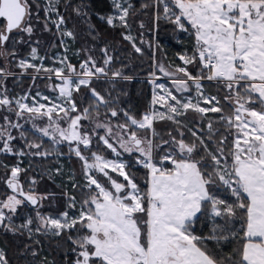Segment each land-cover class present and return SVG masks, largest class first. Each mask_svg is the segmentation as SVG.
I'll use <instances>...</instances> for the list:
<instances>
[{
  "label": "snow or ice",
  "instance_id": "6c2138e0",
  "mask_svg": "<svg viewBox=\"0 0 264 264\" xmlns=\"http://www.w3.org/2000/svg\"><path fill=\"white\" fill-rule=\"evenodd\" d=\"M58 4L59 0H46L45 30L50 31L48 26L51 24L59 32L65 24ZM153 4L157 8L162 5L164 17L172 19L181 29L187 31V22L194 30L196 46L192 55L179 58L184 65L199 61L200 74L193 75L187 67L180 66L175 71H165L163 66L160 70L174 77L172 84L176 93L191 92L194 86L195 103L191 95L178 98L173 89L157 84L153 73L152 103L164 106L166 113L152 111L138 120L125 112L127 122L116 125L118 132H113L110 123H96L90 134L89 130H82L81 124L82 120L91 118L89 108L81 111L73 93H78L82 86L89 87L96 103L108 107L110 102L91 88L93 78L108 75L107 66L113 59L108 55V49L102 50L106 57L103 66H97L96 60L89 56L80 65L79 72L66 56L59 58V68H44L42 63L37 66L20 60L21 68L51 73L59 79L60 83L55 87L61 103L51 102V106L34 103L30 106L22 102L28 99L26 96L13 101L5 95L0 98V107L10 109L15 103L17 117H23L25 113L32 119L46 116L50 123L47 127L33 124L36 131L51 137L56 144L75 142L70 151H74L83 162L87 195L80 202L77 215H70L65 210L53 217L36 211L35 227L31 217L17 227L11 221L20 206L26 203L39 206L47 199L46 195L36 193L31 187L25 191L20 174L26 169L17 165L11 168L6 180L13 194L0 200V226L13 232L27 229L29 236L36 233L60 236L75 230L77 237L73 243L79 251L72 249L77 253L74 264H264V0H153ZM113 6L118 15L103 19L109 25H114L118 19L127 27L131 4L125 6V0H113ZM76 11L79 13V9ZM31 16L32 6L28 0H0V18L5 21L0 26V55L4 54L3 46L14 30L32 34L33 27L27 22ZM61 35L73 37V32L64 31ZM126 39L133 38L129 35ZM135 51L139 53L142 49L135 47ZM10 54L15 55L14 52ZM36 54L37 49L33 47L32 57ZM4 71L0 68V73ZM112 76L121 77L122 73L117 70ZM203 80L222 82L229 90L232 95L225 99L235 104L231 115L223 114L215 96L204 95ZM44 99L48 100V97ZM201 101L209 107H202ZM189 110L202 118L209 112L222 113L216 123H221L228 135L221 133L220 128H214V122L209 120L207 136L193 132L196 139L191 143L182 138L183 132L179 133L180 139L171 133L170 140L159 137L153 127L154 120L168 119L179 125L178 117ZM109 111L111 117L119 115L114 108ZM54 112L59 119L68 121L67 128L61 127L59 119H53ZM60 113H63L62 117ZM4 120L11 128L22 127L20 123H12L7 116ZM95 129H104L106 135L98 136ZM144 129L148 130L147 135L137 134L138 130ZM93 135H97L98 141L115 154V159L97 152L85 155L81 151L82 147H92ZM217 135L219 138L214 139ZM229 135L232 137L230 144ZM15 139L7 128L0 126V152L14 153L11 141ZM210 143L215 147L210 149ZM27 147L40 149L41 144L28 143ZM158 151L164 154L157 155ZM123 153L139 154L135 157V164L147 170L143 188L125 170L127 162L120 159ZM14 154L27 155L23 150ZM31 154L47 157L50 153L36 151ZM166 162L172 166H166ZM120 177L123 182L119 181ZM217 181L228 186L236 197L235 205L210 192V187ZM35 183V179L30 182ZM73 187L77 185L73 184ZM65 195L68 208L75 209L76 198ZM209 206L215 216L231 217L237 215V209L243 211V243L233 256L210 253L203 245L205 238L191 231L197 214ZM0 264H8L3 250H0Z\"/></svg>",
  "mask_w": 264,
  "mask_h": 264
},
{
  "label": "trees",
  "instance_id": "16d2710c",
  "mask_svg": "<svg viewBox=\"0 0 264 264\" xmlns=\"http://www.w3.org/2000/svg\"><path fill=\"white\" fill-rule=\"evenodd\" d=\"M131 4L130 15L128 17V26L122 24L109 25L104 17L109 16L113 10V0H63L60 9L65 18L68 28L73 32L74 46L80 49L82 56L87 57L88 53L97 61V66H103V61L106 58L103 49H108V55L113 57L111 63L107 66L110 74L117 70L121 71L124 78H94L91 82V88H95L101 93L110 103L106 108L104 105L96 104L90 88L82 86L80 91L73 93V98L76 100L78 108L82 111L84 108H89L90 111H98L110 119H116L120 124L127 122L124 113L140 119L144 113L148 112L151 104V84L146 79L153 74L155 70L156 54H163V57L168 63L180 66L183 62L179 55H192L195 46L194 31L187 25V31L180 30L172 19L158 18L155 25L154 16L157 12L159 15L163 12L162 5L156 7L153 0H129ZM143 5H148L147 8ZM79 9V13L76 11ZM143 25V27L141 26ZM134 36V42L126 39L125 34L128 31ZM26 38L25 33L13 35L12 43L7 47L10 51L19 52L18 56L22 57L30 52L28 43L22 42L21 39ZM157 45L155 54L154 43ZM140 47L141 52H136L135 47ZM87 51H89L87 53ZM16 62L12 63L16 71L21 70L16 67ZM76 70L79 68V62H74ZM3 62L0 60V68L3 67ZM192 72H196L201 67L199 61L195 64L188 65ZM4 79L2 76L0 80ZM8 94L24 93L26 90H32L33 84L42 83L38 78L23 77L4 79ZM206 89L210 93L217 95L219 104L217 106L223 109V114L231 115L234 109L233 105L226 100L225 97L232 95L227 90L223 83H207ZM243 94V93H242ZM90 105H94L90 107ZM110 108L117 110L119 115L111 117ZM222 113L209 112L203 118L200 114L189 110L185 115L178 117L180 124L177 125L172 120L163 119L155 120L154 128L159 134V137L164 140H170L171 136L180 139V132H183V139L191 143L196 138L192 135L196 132L197 135L207 136V124L209 120L213 121L214 128H220L221 133L228 135L219 121ZM5 113L0 110V126L4 127ZM24 143L21 146L24 150L27 149L28 143H40V151H47L50 154L47 157L30 156L27 153L26 162L23 169L26 171L20 174V180L25 183L26 189L30 187L38 194L47 196L45 204L40 207L25 204L20 206L19 210L12 215L11 223L15 226L24 224L31 217L33 223H36V211L41 210L44 215L58 216L68 208V195L74 196L79 202L87 195L84 188L86 184L84 177L83 162L74 154H70L63 147L62 152L68 154L66 161L69 169L72 172L73 182L69 188L64 180H61L51 171V168L57 167L58 159L52 154L55 149L49 140L44 139L39 134L31 129L25 128ZM219 135L214 139H218ZM232 140L231 135L228 137V143ZM158 142V141H157ZM198 142V141H197ZM167 149V146H164ZM215 145L210 143L209 148H214ZM28 152V149L26 150ZM163 151H158L157 155H163ZM15 155L0 153V175L3 171L9 172L11 168L18 164ZM127 171L136 178V182L143 188L146 169L134 163L127 166ZM34 178L36 183L30 184ZM73 184L77 187H73ZM0 197L6 192V188L0 186ZM210 192L218 199L225 200L227 203L235 205L236 197L233 196L228 186L222 182L210 187ZM77 202V204H78ZM243 211L237 209L236 216H215L212 214L211 207H206L197 215L192 224L191 231L194 235L204 237L203 245L210 250V253L217 256H233L234 252L243 243V228L244 224ZM86 234V233H81ZM234 234V235H233ZM221 237L220 239H209L211 236ZM69 236L72 239H69ZM77 233L75 230L54 236L50 233H36L29 236L27 229L20 231H8L4 226H0V248L4 251L8 264H74L76 252L72 251L77 246L73 243ZM226 237V238H224ZM77 251L79 249L77 248ZM35 252V255L32 253Z\"/></svg>",
  "mask_w": 264,
  "mask_h": 264
},
{
  "label": "rangeland",
  "instance_id": "374dc122",
  "mask_svg": "<svg viewBox=\"0 0 264 264\" xmlns=\"http://www.w3.org/2000/svg\"><path fill=\"white\" fill-rule=\"evenodd\" d=\"M62 1L63 0H59V4H58L59 9H60V5L62 4ZM28 2L32 6V16H31V19L28 20L27 22L31 23V25L33 27V32L31 35L25 33L26 38L21 39V40L24 43H28V42L30 43L28 45L30 52L27 55L22 56V57L18 56L20 54L19 52L13 51L15 53V55L10 54L13 52L10 51L7 46L10 43H12L13 35L24 33V32H18V31L14 30L10 34L9 41L6 42L5 45L3 46L4 54L0 55V60H1V62H3V65H4L1 68H3L5 70L3 73H0V77L2 76L4 79H9V78L11 79V78H23V77L27 76V77H32V78H38V79H41L43 81H40L42 83H36L38 81L31 83V85L33 84V86H31L32 90H26L24 93L14 94L13 96H11L8 94V91L6 89V85L4 83L5 80L1 79L0 80V98H3V96L6 95L9 99L15 101V100L20 99L21 97L26 96V97H28V99L24 100L22 102L28 103L30 106L34 103L45 104L48 106H51V102H55V103L59 104V103H61V98L59 96L58 89L55 87L57 84L60 83L59 79H57L55 77V75L51 74V73H45L43 71L36 72L35 69H33V68H27V69L21 68L19 66V61L23 59V60L29 61L32 64H36L37 66H39L42 63L44 68H50V67L51 68H59V67H61V64L59 62V58H61V57L66 56L68 62H70L72 65L74 64L75 61L79 62V65H81L84 60L88 59L89 56L92 57V55L90 53H88L89 51H87L88 56L83 57L80 49H78L74 46V38H73L74 36L73 37H67V36L61 35V33L64 31H71L68 28L66 21H65V24L61 27V30L59 32L51 24H49V26H48L51 30L50 31L45 30L44 21H45L46 13H45L44 9L46 6V0H28ZM128 4H130V1L125 0V6H127ZM60 14L63 15L61 9H60ZM116 15H118V10L114 8L113 12L109 16H116ZM157 17L165 18L163 12L161 13V15H159L156 12L155 16H154L155 25L157 23V19H158ZM52 18L53 19L56 18L55 14L52 15ZM104 18H106V17H104ZM4 23H5V21L3 20V18H0V26H3ZM114 24H121V23L117 19L116 21H114ZM187 25H189V24L187 22H185V28L186 29H187ZM178 28L180 30H183L179 26H178ZM129 35L132 36V38H133L130 41L134 42V36L130 30L125 34V37H127ZM33 47H35L37 49L36 57H32V55H31V49ZM154 49H155L154 52L156 54V52H157L156 42L154 43ZM156 56H157V58H156L155 65H154L155 70L153 71V73L160 74L162 77L165 78L162 82H156V83L157 84H164V85H166V87L173 89L174 94H176L178 96V98H180V96L187 98L189 95H191L190 92L189 93L188 92H185V93H176L175 92V85L172 84V79L174 77H170V76L165 75L164 72L160 70V66H163L165 71H175V68L177 66L175 64L168 63L165 60V58L163 57V54H159V55L156 54ZM180 56L181 55H179V57ZM41 57H43L44 59L41 60L40 59ZM14 62H16L15 63L16 67H18L21 70V72H18L15 70V68L12 65V63H14ZM79 71H80V66L77 69V72H79ZM49 76H51V79L48 78ZM150 76H152V75H150ZM123 77L124 76L113 77L112 74H110L108 72V75L106 77H98V78H100V79H107V78L108 79L109 78L118 79V78H123ZM149 77H147L146 79L148 80ZM149 82L151 84V81H149ZM151 89H152L151 90L152 91L151 92L152 97H151L150 109L146 113H150L152 111L160 112V113H166L167 110L164 106H162L160 104L154 105L152 103L153 91H154V85H152V84H151ZM156 91L159 92L160 94H163V92L159 89H156ZM44 97H48V100H45ZM33 98H35V99H33ZM229 102L233 105V107H235V104L232 100H229ZM201 104L203 105V107H209V105L204 104L203 102H201ZM94 105L98 106V105H103V104H97L96 103ZM10 109H12V110H10ZM10 109L8 107H0V110L4 111V113L6 114L5 116H7L8 119L10 121H12V123H20L22 125L21 128L17 129V128L9 127V125L6 121L4 124V128H7L8 131L14 137H16L15 140L11 141V146L14 150V153L19 152L20 150H23L25 153H28V155L35 156V155H32L31 153H34L36 151H40L39 149H35V148L29 149L27 147L28 152H26L27 149L24 150L23 148H21L20 145H22L24 143V140H23L24 136H21V133H24L23 129H25V128L31 129L33 132L39 134L44 139L49 140V142L52 143V147L56 150L55 153L52 154V156H55V158L58 159L57 167L51 168V171L54 174H56L58 178H60L61 180H64V182H66V184L70 188L71 187L70 184L73 182V177H72V172L69 169V167L67 165V161H66L68 154H64L62 152V148L65 147L68 150V152H70V154L75 155L74 151H70V147H74L75 142H73L71 145L69 144V142H66V141L61 142L59 144H56L51 139V137L43 136L41 133L36 131V128L33 127V124H35L37 127H47L48 124L50 123V121L46 116H37L35 119H32V118H30V115L28 113H25L23 117H17L16 111H18V106L15 103H13L10 106ZM90 113H91V118L89 120H82L81 121V124L83 125L82 130L87 129V130H89V132L91 134V132L94 128V125L96 123H110L113 127L114 133L119 131V129L116 127V125H119L120 123H118L116 121V119L115 120L110 119L98 111H96V112L90 111ZM74 114L75 113H73V115ZM59 116L62 117L63 113H60ZM53 119H59V117H57V114L55 112L53 113ZM154 122H155V120H154ZM154 122H153V127H154ZM59 123L61 124V127H64V128L68 127V121L67 120L59 119ZM95 133L98 136L106 135V132L104 129H95ZM137 134L138 135H147L148 130L147 129L138 130ZM97 135H93L92 147L90 149H84L82 147L81 151L85 155H89L90 152H97V153L104 155L108 159H115L116 158L115 154L112 153L110 149H107L106 146L103 145V143L101 141H98ZM0 143H2V142H0ZM0 153H4V154H8V155H15L17 157L16 163H18V164H15L13 167L19 165V167H21L23 169L22 164H24V162H26V156L27 155H18V154H14V153H6V152H0ZM137 155H139V154L138 153H131V154L130 153H123L122 156L120 157V159L123 161H126L127 166H128L129 164H132V163L135 164V157ZM135 165H137V164H135ZM166 166L171 167L172 165L170 162H166ZM57 169H59V171H57ZM125 170L127 171V167ZM97 175H98V178H100L99 174H97ZM112 175L114 176V178H117L115 176V174H112ZM9 176H10V171L9 172L3 171L2 174L0 175V186L2 185L3 187L6 188V192L2 193V195H1L2 197H0V200L5 199L7 195L13 194L12 190L10 188H8V186L6 184V180ZM84 177H85V175H84ZM33 179L34 178H31V180H33ZM118 179L120 182H123L122 177H120ZM20 181L23 183L25 191L29 190V189H26L25 183L23 182V180H20ZM85 181H86V177H85ZM44 201L42 202L41 205L38 206V207H40V209L45 204ZM19 208H18V210H19ZM79 208H80V204L78 202L75 209H69L68 210L69 214L70 215H77ZM39 212L41 214H44L41 212V210H39ZM53 217H57V216H53ZM35 224L33 223V227H35ZM0 250H2V249L0 248Z\"/></svg>",
  "mask_w": 264,
  "mask_h": 264
},
{
  "label": "built area",
  "instance_id": "2783aa9c",
  "mask_svg": "<svg viewBox=\"0 0 264 264\" xmlns=\"http://www.w3.org/2000/svg\"><path fill=\"white\" fill-rule=\"evenodd\" d=\"M180 67H187L188 71L191 72L193 75H199V74H200V68H201V67L198 68V69L196 70V72H192V71L189 69L188 65H184V63H183L182 65H180ZM206 71H207V70H205V72H206ZM153 79H154L153 75L150 76V77L148 78V81H151V84H152V85H154V84H153ZM164 79H165V78L162 77L160 74H156V73H155V82H162ZM201 83L203 84V87H204V95H205V96H215V97L217 98V100L219 101V99H218V97H217L216 94H214V93H210V92L207 91V89H206V84H207V83H222V82H218V81H216V80H212V81H209V80H203ZM191 95H192V97H193V101L195 102L196 91H195V87H194V86H192ZM201 102H202V101H201ZM201 106L203 107L202 104H201Z\"/></svg>",
  "mask_w": 264,
  "mask_h": 264
},
{
  "label": "crops",
  "instance_id": "0c3cea01",
  "mask_svg": "<svg viewBox=\"0 0 264 264\" xmlns=\"http://www.w3.org/2000/svg\"><path fill=\"white\" fill-rule=\"evenodd\" d=\"M189 93V92H188ZM191 93V92H190Z\"/></svg>",
  "mask_w": 264,
  "mask_h": 264
}]
</instances>
